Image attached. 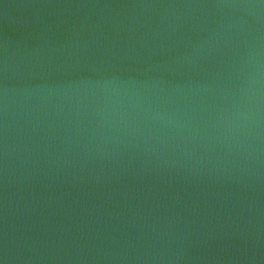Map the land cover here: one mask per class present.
<instances>
[{
	"label": "water",
	"instance_id": "water-1",
	"mask_svg": "<svg viewBox=\"0 0 264 264\" xmlns=\"http://www.w3.org/2000/svg\"><path fill=\"white\" fill-rule=\"evenodd\" d=\"M0 264H264V0H0Z\"/></svg>",
	"mask_w": 264,
	"mask_h": 264
}]
</instances>
